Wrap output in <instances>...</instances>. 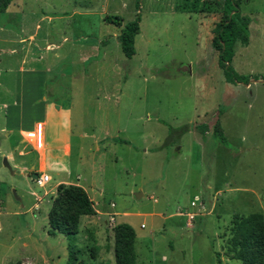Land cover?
<instances>
[{
    "label": "rangeland",
    "instance_id": "1",
    "mask_svg": "<svg viewBox=\"0 0 264 264\" xmlns=\"http://www.w3.org/2000/svg\"><path fill=\"white\" fill-rule=\"evenodd\" d=\"M221 3L137 0L136 10L135 0H13L0 12V264H68V240L49 233L47 217L59 181L84 187L94 208L79 218L72 264H115L119 223L135 231V264H217L216 253L241 264L231 220L264 218V0L240 4L249 43L236 44L232 66L258 78L247 85L225 81L211 47ZM136 13L128 59L118 35ZM55 107L68 115L46 118ZM14 110L48 120L53 139L71 128L70 155L47 156L44 187L26 164L10 161L13 174L3 165L12 140L2 129L20 127ZM217 119L225 144L211 133ZM195 196L202 205L191 207Z\"/></svg>",
    "mask_w": 264,
    "mask_h": 264
},
{
    "label": "trees",
    "instance_id": "2",
    "mask_svg": "<svg viewBox=\"0 0 264 264\" xmlns=\"http://www.w3.org/2000/svg\"><path fill=\"white\" fill-rule=\"evenodd\" d=\"M13 0H0V12H4ZM241 0H222L221 16L212 29L211 47L218 52V66L222 70L224 79L230 84H249L250 78L255 76L238 74L232 66L234 48L236 44L247 46L249 43L248 26L251 19L242 15ZM135 8L138 4L135 0ZM107 22L121 24L119 17H107ZM140 16L136 13L132 21L123 25L118 35V42L122 53L128 59L135 54L134 39L139 33ZM202 133L210 130L208 125H201ZM212 136L221 144H225V137L220 122L217 119L211 128ZM116 143L128 144L123 139H114ZM162 147V146H161ZM94 208L87 192L76 185L59 184L56 196L48 211L49 233L64 235L69 243L68 264L75 262L77 250L74 246L78 233L79 218L93 215ZM116 244L114 251L115 264H135V231L127 223L114 226ZM229 242L233 259L241 264H264V218L261 213H251L246 216H235L231 220ZM217 264H221L216 253Z\"/></svg>",
    "mask_w": 264,
    "mask_h": 264
},
{
    "label": "crops",
    "instance_id": "3",
    "mask_svg": "<svg viewBox=\"0 0 264 264\" xmlns=\"http://www.w3.org/2000/svg\"><path fill=\"white\" fill-rule=\"evenodd\" d=\"M24 60H22L21 65L23 64ZM20 72L29 73V74H37L38 71H35L33 68L25 70L22 68V66L19 67ZM32 81L35 83L37 82L35 78L32 77ZM14 106H19V108H23V103H14ZM48 108V106H46ZM56 110H43L46 112V118H49L50 112L53 113V115H61L62 113H67L68 110H60V107H55ZM14 114L18 116V124L19 129L15 133L12 131L13 129H2V131L5 133V137L8 141L12 140L10 149L5 154V159L7 163L9 164L10 161L15 162L16 165H24L22 171L27 172V170L32 171V176L30 179L33 178L34 174H47V156L50 155L53 157V159H57L59 156V153H61L62 157H69L70 155V134H71V128L69 125H66L65 127L61 128V134L60 138L53 139L51 133L48 129V120L47 121H35L30 122L29 120H26L23 110H14ZM36 123H42L43 124V146L40 149L34 148L33 144L27 140L23 134L27 131H31L34 129ZM57 141L56 145L52 144L53 141ZM52 145L55 146V148L51 147ZM59 152V153H58ZM31 161V163H30ZM27 175V174H26ZM29 175V174H28ZM49 176V175H48ZM49 182L51 181V177L49 176ZM48 182V184H49ZM62 183H71L68 181H59L55 184L54 189L56 190V187L59 184ZM47 184V185H48ZM80 186L85 190L84 187H82L80 184H75ZM86 191V190H85ZM88 194V193H87ZM89 196V194H88ZM142 197V196H141ZM90 198V196H89ZM90 200H92L90 198ZM110 204V203H109ZM89 215H85L87 217Z\"/></svg>",
    "mask_w": 264,
    "mask_h": 264
},
{
    "label": "built area",
    "instance_id": "4",
    "mask_svg": "<svg viewBox=\"0 0 264 264\" xmlns=\"http://www.w3.org/2000/svg\"><path fill=\"white\" fill-rule=\"evenodd\" d=\"M23 136L33 144L34 148L36 149L42 148L43 140H44L43 139V124L36 123L34 129L31 131L25 132ZM32 180L35 182L37 186L44 187L45 185L48 184L50 179L48 175L40 173V174H37L36 177L32 178ZM202 200H203L202 198L195 196L193 200L189 202V205L191 207H195L197 203L202 205ZM109 207L113 209L115 205L113 203H110ZM113 216H115V213L111 214V217H110L111 220H113ZM188 217H189V220H192L194 215L188 214Z\"/></svg>",
    "mask_w": 264,
    "mask_h": 264
},
{
    "label": "water",
    "instance_id": "5",
    "mask_svg": "<svg viewBox=\"0 0 264 264\" xmlns=\"http://www.w3.org/2000/svg\"><path fill=\"white\" fill-rule=\"evenodd\" d=\"M3 165L8 169V170H10V172L13 174L14 173V171L11 169V167H10V165L7 163V161H6V159L4 158L3 159ZM34 177H36V174H34L33 175V178ZM142 196V193H135V197L137 198V199H139L140 197Z\"/></svg>",
    "mask_w": 264,
    "mask_h": 264
}]
</instances>
